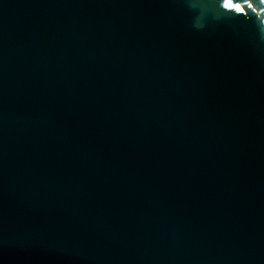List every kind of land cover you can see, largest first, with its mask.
<instances>
[{
    "label": "water",
    "instance_id": "1",
    "mask_svg": "<svg viewBox=\"0 0 264 264\" xmlns=\"http://www.w3.org/2000/svg\"><path fill=\"white\" fill-rule=\"evenodd\" d=\"M250 17L0 0V264H264Z\"/></svg>",
    "mask_w": 264,
    "mask_h": 264
},
{
    "label": "snow or ice",
    "instance_id": "2",
    "mask_svg": "<svg viewBox=\"0 0 264 264\" xmlns=\"http://www.w3.org/2000/svg\"><path fill=\"white\" fill-rule=\"evenodd\" d=\"M215 3L225 10L226 15H236L237 18L248 20L250 14L264 16V0H205Z\"/></svg>",
    "mask_w": 264,
    "mask_h": 264
}]
</instances>
